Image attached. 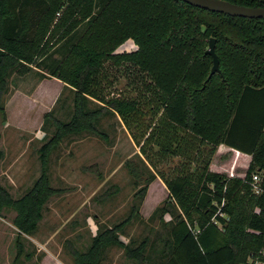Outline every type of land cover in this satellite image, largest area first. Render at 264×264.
<instances>
[{
  "label": "trees",
  "instance_id": "obj_1",
  "mask_svg": "<svg viewBox=\"0 0 264 264\" xmlns=\"http://www.w3.org/2000/svg\"><path fill=\"white\" fill-rule=\"evenodd\" d=\"M228 1L264 7V0ZM82 24L86 27L78 34ZM212 37L220 71L210 76L213 57L206 50ZM129 39L137 48L117 52ZM59 44L66 45L63 57L47 61ZM107 62L137 66L143 88L132 96L115 93ZM17 65L34 66L75 92L72 119L53 117L56 131L40 148L43 172L34 186L13 199L0 185V216L5 208L14 209L13 223L22 234L36 231L54 191L46 171L50 150L74 133L101 134L96 123L109 109L155 171L144 177L138 165L127 162L134 183L144 182L137 194L144 197L159 176L178 210L162 264H245L264 247V18L231 16L183 0H0L4 115L2 95ZM88 98L101 107L87 110ZM152 104L157 111L147 110ZM221 144L251 155L244 177L210 169ZM176 156L182 160L170 175L159 170L160 162ZM254 174L261 175L260 193L253 189ZM136 211L95 235L86 251L72 247L74 264H100L113 245L144 262L147 239L131 247L120 236Z\"/></svg>",
  "mask_w": 264,
  "mask_h": 264
},
{
  "label": "rangeland",
  "instance_id": "obj_2",
  "mask_svg": "<svg viewBox=\"0 0 264 264\" xmlns=\"http://www.w3.org/2000/svg\"><path fill=\"white\" fill-rule=\"evenodd\" d=\"M85 27L82 24L76 32L82 33ZM65 48L66 45L59 44L47 61L61 59ZM136 48V43L129 39L117 52ZM106 67L115 93L132 96L143 88L144 74L134 64L107 62ZM46 75L34 66L17 65L10 70L2 95L5 115L0 113V185L13 199L24 196L42 175L40 148L55 134L53 117L67 122L74 115V90L58 78ZM101 105L92 98L86 101L87 110ZM147 110L157 111V106L152 104ZM46 113L51 117H45ZM161 113L162 108L153 121ZM96 126L101 134L74 133L50 150L46 171L54 191L42 208V218L33 234H22L14 225L17 215L14 209L3 210L0 264H74L73 248L86 251L95 235L112 229L135 207L132 221L120 236L131 247H138L147 239L145 261L131 259L124 248L113 245L105 250L100 264L163 263L164 243L170 237V228L178 213L169 191L157 176L148 184L144 197L137 194L144 182L134 183L127 162L138 165L144 177L155 171L138 156L139 148L117 113L104 109ZM220 147L212 157L210 169L229 176H245L247 157L239 152L229 157L225 146L221 151L226 153L218 154ZM181 160L173 157L160 162L158 168L170 175ZM258 175L257 185L261 183ZM258 189L254 188L255 193H260ZM164 209L169 212L164 214ZM18 241L22 244L19 256Z\"/></svg>",
  "mask_w": 264,
  "mask_h": 264
},
{
  "label": "water",
  "instance_id": "obj_3",
  "mask_svg": "<svg viewBox=\"0 0 264 264\" xmlns=\"http://www.w3.org/2000/svg\"><path fill=\"white\" fill-rule=\"evenodd\" d=\"M196 7L209 9L212 11L222 12L231 16H241L249 18H264V7H251L242 4H237L228 0H183ZM214 37L209 39V46L206 50L207 54L213 57V66L210 76L220 71L219 58L215 52Z\"/></svg>",
  "mask_w": 264,
  "mask_h": 264
},
{
  "label": "built area",
  "instance_id": "obj_4",
  "mask_svg": "<svg viewBox=\"0 0 264 264\" xmlns=\"http://www.w3.org/2000/svg\"><path fill=\"white\" fill-rule=\"evenodd\" d=\"M257 182H259V175L254 174L253 175V189L259 188L258 192H261L260 183H259V185H257ZM221 215H224V214L221 213ZM216 223H218V225L221 226V224H219V222L216 221ZM245 264H264V247H262L259 251L251 254L248 257V260Z\"/></svg>",
  "mask_w": 264,
  "mask_h": 264
},
{
  "label": "crops",
  "instance_id": "obj_5",
  "mask_svg": "<svg viewBox=\"0 0 264 264\" xmlns=\"http://www.w3.org/2000/svg\"><path fill=\"white\" fill-rule=\"evenodd\" d=\"M221 146V147H220ZM219 147H220V149H219V151H218V154H224V152L225 151H221L222 150V148H223V146H225L226 148H228V151L227 152H229V157H235V152H239V153H241V154H243V155H245V157H247V162H246V165L244 166V168L245 167H247L248 168V165H249V163H250V160H251V155H249V154H247V153H244V152H241V151H239V150H237V149H235V148H232V147H230V146H227V145H225V144H221ZM226 153V152H225ZM246 168V169H247ZM240 177H244L243 175H239Z\"/></svg>",
  "mask_w": 264,
  "mask_h": 264
}]
</instances>
